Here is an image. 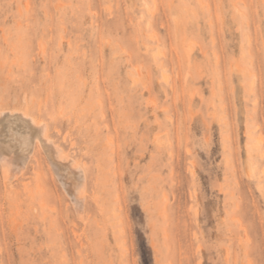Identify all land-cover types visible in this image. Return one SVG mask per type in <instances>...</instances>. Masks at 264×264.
<instances>
[{
    "label": "rangeland",
    "instance_id": "rangeland-1",
    "mask_svg": "<svg viewBox=\"0 0 264 264\" xmlns=\"http://www.w3.org/2000/svg\"><path fill=\"white\" fill-rule=\"evenodd\" d=\"M0 109L87 179L0 167V264H264V0H0Z\"/></svg>",
    "mask_w": 264,
    "mask_h": 264
},
{
    "label": "bare ground",
    "instance_id": "bare-ground-1",
    "mask_svg": "<svg viewBox=\"0 0 264 264\" xmlns=\"http://www.w3.org/2000/svg\"><path fill=\"white\" fill-rule=\"evenodd\" d=\"M5 110L0 109V167L2 177L8 183L11 182L25 169L33 148L41 146L48 155L47 157L62 189L69 197L76 212L81 214L86 202L87 179L84 167L74 158L68 156L61 146L52 141L46 132L44 122L26 110L18 111L19 113L12 110L5 112ZM41 151L43 152V150ZM47 157L45 156L46 159Z\"/></svg>",
    "mask_w": 264,
    "mask_h": 264
}]
</instances>
